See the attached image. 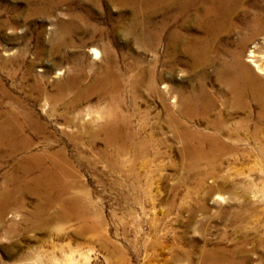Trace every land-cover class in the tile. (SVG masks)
<instances>
[{
    "label": "rangeland",
    "instance_id": "rangeland-1",
    "mask_svg": "<svg viewBox=\"0 0 264 264\" xmlns=\"http://www.w3.org/2000/svg\"><path fill=\"white\" fill-rule=\"evenodd\" d=\"M72 1L47 15L34 12V0H0V82L11 97L25 105L20 110L29 109L34 122L42 125L41 131L27 129L34 140L33 150L51 147L65 151L70 159L66 178L72 188L64 196L73 194L78 199L76 205L51 200L44 214L36 216L30 214L36 206L33 195H25L21 207L10 205L0 221V262L222 264L230 260L264 264V153L259 152L264 143V118L261 122L252 118L243 129L236 125L246 111L227 114L226 132L211 128L200 118L190 120L181 115V98L195 93L200 82L216 99L210 117L219 110L225 113L222 88L213 75L216 65L193 71L181 55L179 62L169 67L164 62L163 40L153 45L138 40L141 44L133 37L137 32L132 37L125 32L134 20L131 8L107 6L105 0L94 7L89 0ZM87 9H91L90 14L81 20V27L89 20L104 29V35L81 47L56 44L59 19L66 20L71 13ZM155 13L152 20L158 23L161 15ZM178 22L170 28L188 36L203 35L187 20ZM236 35L231 33L230 40ZM72 37L80 43L86 35L76 33ZM261 41L262 36L255 39L259 44ZM103 43L115 53L118 65L125 66L126 85L122 84L114 100L120 114L128 117V129L114 143L103 139L102 130L97 131L111 112L110 91H93L78 105L76 112L88 109L94 115L92 125L84 126L83 122L78 128L66 125L63 101L53 106L44 98L58 91L72 98L75 82L79 89L89 86L107 62ZM250 43L243 58L254 41ZM90 45L98 48L97 57L90 52ZM262 50L264 53V47ZM220 51L214 45L212 57L221 56ZM80 55L83 57L78 63L75 60ZM152 69L156 89L150 90V74L146 73ZM139 70L146 73L135 88L131 80ZM5 101L18 106L7 98L4 105ZM167 109L193 128L215 132L225 142L236 144V150L217 154L215 166L202 161L198 167L188 168L191 159L184 151V139L174 133ZM251 112L256 114L254 105ZM255 127L262 137L254 141L250 134ZM93 131H97L95 139ZM128 133L134 136L125 140ZM123 145L124 152L115 154V148ZM14 159L5 156L0 161V185L14 169ZM223 177L228 179L226 188L235 185L233 195L222 186ZM238 205L242 209L235 216L232 213ZM206 254L209 260L204 258Z\"/></svg>",
    "mask_w": 264,
    "mask_h": 264
},
{
    "label": "bare ground",
    "instance_id": "bare-ground-1",
    "mask_svg": "<svg viewBox=\"0 0 264 264\" xmlns=\"http://www.w3.org/2000/svg\"><path fill=\"white\" fill-rule=\"evenodd\" d=\"M98 1L89 0L92 7ZM64 2L73 1L34 0L33 10L50 15ZM105 2L107 6L114 5L120 9H132L134 20L132 23L130 21L131 24L124 30L130 37L135 34L134 32H137L138 35L133 36L137 42L143 41L145 44L148 42L153 45L155 41H164V62L169 67H172V63L179 62L181 55L187 58L189 67H192L193 71L203 70L207 65H216L213 75L219 87L222 88L220 91L224 97L221 104L223 109L226 108L225 113L223 114V110H219L213 118L210 117L211 113L215 111L216 99L212 93L206 90L205 84L200 82L195 93L181 98L179 110L181 115L190 120L200 118L211 128L226 132H229V128L225 116L227 114L232 116L238 110L246 111V114L240 122H237L236 126L246 129L245 127L252 118L256 122L262 121L264 118V75L258 73L264 74V53L262 50L264 47V0H105ZM90 10L87 9L80 14L71 13L66 20L59 19L57 31L54 34L55 43L66 47H81L95 41L97 36L102 37L104 29L89 20L81 27L84 22L81 20L86 13L90 14ZM157 11L161 18L158 23H154L152 16ZM178 19L192 23L202 30L203 35L188 36L178 28H170L171 25L175 24V27L179 25V22L176 23ZM233 32L237 35L230 40V34ZM76 33H83L86 35L85 39L77 43L72 37ZM115 33L117 34L116 30ZM258 36H262L260 44L255 42ZM253 41L254 44L249 49V53H246L247 57L243 58L247 44ZM214 45L219 47L222 57L219 54L212 57L211 51ZM102 46L107 62L102 64V71L94 75V81L89 86L83 88L81 85L79 89L75 82L71 87L76 90L72 98L62 91L55 94L47 93V95L43 92V95H46L44 98L53 106L57 102L63 101L62 111L66 125L78 128L83 122L84 126H86L85 123L92 125L94 120V115L88 109L76 112L75 109L78 105L86 100L89 93L93 91H110L111 112L107 114V120L97 131L102 130L104 132L103 139L114 143L121 137L122 131L128 129V117L120 114L114 100L117 92L122 90V84L126 85L123 81L125 66L118 65L115 53L107 48L106 43L105 45L103 43ZM90 50L94 57L99 55L96 46H91ZM123 54L127 55L125 52ZM82 57L83 55H80L75 61L79 63ZM138 72V75H135L136 77L131 80V85H134L135 88L140 77L146 73L141 70ZM72 74L71 79L75 81L76 76L74 73ZM148 74H150L149 89H156L155 72L152 69L151 72L146 73V75ZM128 83L130 84L129 81ZM0 95V161L5 156L15 158L13 160L14 169L7 173L3 185H0V221L9 210L10 205L15 204L17 207H21L24 196L27 194L36 198L35 209L30 213L32 216L44 214L45 207L51 200L59 199L63 205H76L78 199L75 195L64 196V193L72 188V184L66 178L70 174L68 169L70 159L65 151L51 149V147L33 150L34 140L30 139L27 129L41 131L42 125L34 122V117L29 109L20 110V106L25 107V105H22L20 100L16 101L11 97L10 91L1 82ZM5 98L15 101L18 106L7 104L6 101V105H4ZM252 105L256 107V114L251 112ZM166 112L174 127V133L180 139H184V151L191 159V162L187 164L188 168H196L202 161H206L209 163V167H212L217 154L236 150V144L225 142L217 133L195 129L179 120V117L176 118L172 110L169 112L167 109ZM97 131H93L92 139H95ZM260 132L259 128L255 127L250 134L251 139L255 141L261 138ZM232 134L237 135L238 133L232 132ZM132 135V133H128L125 140L131 138ZM71 138L74 139L72 135ZM142 144L144 145L145 142L143 141ZM125 148V145L117 146L115 154L124 152ZM259 152L264 153V143L260 144ZM203 179L204 177L201 178V180ZM227 180L226 177L222 178L224 188L228 185ZM226 189L231 195L236 191L234 184ZM239 206H237L236 212L232 213L233 215L238 216L242 209V207L238 209ZM204 258L209 260L211 257L206 254ZM0 264L4 263L0 262ZM222 264H241V261L229 260L223 261Z\"/></svg>",
    "mask_w": 264,
    "mask_h": 264
}]
</instances>
